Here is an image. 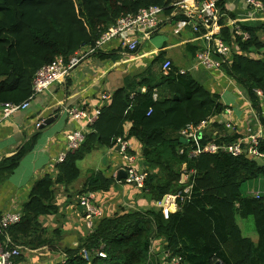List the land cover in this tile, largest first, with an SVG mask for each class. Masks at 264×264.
Segmentation results:
<instances>
[{
    "label": "trees",
    "instance_id": "1",
    "mask_svg": "<svg viewBox=\"0 0 264 264\" xmlns=\"http://www.w3.org/2000/svg\"><path fill=\"white\" fill-rule=\"evenodd\" d=\"M181 0H0V103L24 102L31 98L32 82L37 70L59 56L66 62L78 51L95 46L100 36L120 16L135 13L150 5L164 6L171 13ZM264 4V0H260ZM231 17L236 14L229 12ZM224 19L221 20L223 24ZM250 38L237 35L239 53L227 67L228 74L246 89L259 120L264 125V31L263 23H243ZM231 42V30L222 26L220 33ZM196 54L200 46L189 45ZM262 53L261 57L251 54ZM100 58H114L110 51L96 50ZM248 54V55H247ZM164 53L156 59L163 65ZM250 55V56H249ZM153 64V63H152ZM161 65V66H162ZM148 69L128 76L109 102L102 107L98 120L79 149L70 152L58 163L54 178L46 174L38 179L22 208V218L9 227L14 243L38 248L48 246L61 252L63 259L50 264H159L163 256L171 262L181 256L180 264H264V164L247 155L202 153L189 158L180 148L179 131L188 123H199L222 113L225 105L220 95L210 91L188 71L181 72L171 65L167 74L158 78ZM146 86V90L142 87ZM166 88L169 95L154 99V89ZM131 124L129 129L126 126ZM216 136L206 135L199 142L210 140L235 141L245 133L214 123ZM225 132V135H221ZM246 135V136H245ZM135 137L142 145L141 153L147 178L142 192L151 200L166 194L183 193L193 184L191 197L182 209L164 212L157 206L146 209L120 207L97 221L93 232L82 237L76 247L56 246L54 235L62 228L49 229L41 217L57 214V186H69L81 175L79 161L95 149H115L118 137ZM33 135L18 151L0 162V177L4 179L34 147ZM259 150L264 153V136ZM190 146V145H189ZM131 152L135 153L134 149ZM195 173L188 182H181L184 165ZM124 182V179H122ZM256 181L259 187L248 188ZM117 179L100 170H90L78 195L108 191ZM260 191V196H254ZM253 217L257 238L247 236L239 220ZM250 221V220H249ZM5 242V236L0 235ZM155 241L160 245L153 252ZM83 247L91 250V260L82 254ZM173 252L165 257L164 250ZM106 256L98 255V251ZM24 254L16 257L20 264Z\"/></svg>",
    "mask_w": 264,
    "mask_h": 264
},
{
    "label": "crops",
    "instance_id": "2",
    "mask_svg": "<svg viewBox=\"0 0 264 264\" xmlns=\"http://www.w3.org/2000/svg\"><path fill=\"white\" fill-rule=\"evenodd\" d=\"M233 5L234 0H228L230 10ZM186 26L183 22H178L176 29L173 26H166L144 40L138 50L133 52L118 46L116 41L111 42L102 50L113 52L116 57L100 58L93 53L88 54L71 68L63 82H57L37 94L30 101L28 108L4 117V110L0 107V162L4 157L15 154L24 143L37 134L34 147L22 158L20 164L4 179L0 177V213L22 209L38 179L46 174H51L54 178L58 175L57 157L67 147V134L79 126L68 117L65 107L72 105L88 109L103 107L117 88L124 85L128 76L139 74L149 66L158 78L165 74L163 65L159 60L156 61L163 53L165 61L170 60L171 65L188 71L210 91L218 93L220 101L233 109L230 118L234 129L230 128L231 131L238 130L241 134L247 135V128L254 125L256 117L246 89L230 77L226 70L215 69L209 72L194 67L196 54L191 52L189 45L200 46L201 50L205 46V39L202 34L194 33L189 25L187 26L189 29ZM261 36L264 39V31L261 32ZM146 88L143 86L142 90ZM158 90L160 95H169L166 88ZM49 118L52 120L45 123ZM38 123L41 124L38 126ZM130 126L131 124H128L126 129ZM220 134L225 135V132ZM129 140L139 156L141 143L135 137ZM90 153L98 154L94 160V170L103 171L107 176H114L117 179L118 172L123 166V159L117 147L99 148ZM138 165L145 167L142 157L138 160ZM88 175L89 173L81 179L78 178L69 186L58 185L56 204L59 206V212L41 217L42 223L49 229L62 228L61 234L54 235L55 245L60 248L76 247L81 244L82 237L89 234L83 217V208L77 199L78 190ZM262 178L264 180V175ZM127 185L125 181L117 180L116 185L110 190L97 192V201L105 215L112 214L120 207L132 209L125 206L124 198L119 197V194L122 193V189L130 193L133 189L138 192L142 189L134 186L130 188ZM133 209L138 208L134 206ZM20 245L24 247L22 253L24 258L20 264H50L56 257H59L58 260L61 259L62 251L54 252L48 246L32 248Z\"/></svg>",
    "mask_w": 264,
    "mask_h": 264
},
{
    "label": "built area",
    "instance_id": "3",
    "mask_svg": "<svg viewBox=\"0 0 264 264\" xmlns=\"http://www.w3.org/2000/svg\"><path fill=\"white\" fill-rule=\"evenodd\" d=\"M229 12L236 14V16L231 17ZM222 19H224L223 24L221 23ZM178 22L189 25L194 33L202 34L205 39V46L196 53L194 67L209 72L215 69H222L227 72V67L233 62V56L240 51L236 36L241 35L243 39H248L251 36L248 31L242 29L243 23H263L264 4L260 0H234L233 8L230 10L228 0H181L175 4L171 13H167L164 6L150 5L140 8L135 13L120 16L100 36L94 47H85L84 51L81 49L68 62L63 56H59L52 63L40 67L33 78V93L30 99L19 103H0V107L4 110V117L28 108L30 101L37 94L57 82H63L71 68L79 64L86 55L103 49L105 45L114 41L117 42L118 46L131 52L137 51L142 42L149 39L155 32L166 26H173L176 29ZM222 26L230 28L231 42H226L221 36H217ZM251 55L261 57L262 53ZM170 67L171 61L166 60L163 64L165 74L168 73ZM181 72L186 71L181 70ZM256 91L264 99L262 90L256 89ZM159 96V90L154 89V99L157 100ZM65 110L68 117L78 123L79 126L67 134V147L58 155L57 164L63 162L70 152L79 149L87 134L92 130L94 123L98 120L102 107L88 109L72 105L65 107ZM232 113L233 109L226 106L224 111L216 116H210L197 124L188 123L179 131V135L188 140L187 145L180 148V152L187 153L189 158H196L202 153H226L233 156L248 155L250 153L264 159V153L258 148L259 139L264 136V125L259 120L255 109L256 122L247 128L248 135L246 137H240L235 141L222 139L220 141L210 140L204 144L199 142L203 137L208 136V131L211 130L212 134L215 132V122L228 129H234L230 118ZM117 144L120 146L118 151L123 159L122 168L127 171V177L124 181L131 186L143 189L148 173L145 167L138 165L140 158L137 153L131 152L134 149L133 144L123 136L118 137ZM186 166L185 164L181 182H189L195 173L194 169L187 170ZM192 187V182H189L183 193L166 194L160 200H154V205L163 209L165 213L182 209L181 203L191 197ZM253 193L256 197L260 196V191ZM77 199L79 205L83 208L87 230L91 233L97 221L105 216V211L97 201V192L78 195ZM21 218L22 209L0 213V235L5 236V242L0 238V264H14L16 257L23 253L24 247L14 243L8 232L9 227L19 222ZM152 249L154 251V247ZM82 254L86 259H89L87 248L82 249ZM172 254V251L164 250L166 258L171 257ZM181 260V256H173L170 264H180Z\"/></svg>",
    "mask_w": 264,
    "mask_h": 264
},
{
    "label": "rangeland",
    "instance_id": "4",
    "mask_svg": "<svg viewBox=\"0 0 264 264\" xmlns=\"http://www.w3.org/2000/svg\"><path fill=\"white\" fill-rule=\"evenodd\" d=\"M187 26H186V28L189 29ZM97 156H98L97 153H94V154L89 153L86 155V157L84 159H82L79 162V167L81 168V171H82L81 176L79 177L80 179L85 177L86 174L90 173V170H94L93 169L94 168V160ZM114 185H116V184H114ZM127 186L132 188L131 185H129V184ZM255 187H259V185L257 184L256 181L248 184L249 189H253ZM135 190L136 189H133V191H131V193L128 191H125L124 189L121 190L122 193L119 194V197L124 198V201L126 203L125 206H128L130 208L132 207V209L134 208V206H136L138 209L139 208L146 209V208L155 206L154 200L149 199L148 196L145 195L142 191L138 192ZM128 198H130V199H128ZM239 222L242 225V227H244V229H245L244 230L245 235L252 236L254 238L258 237V234L256 232V228H255V224L253 221V217H250L248 219L246 218L244 220H241V218H240ZM154 244H155L154 250L160 249V245L158 244L157 241H155ZM83 248H87V247H83ZM88 251H89V259L88 260H91V256H92L91 250L88 249ZM153 252L157 253L156 251H153V249H152V254H153ZM98 255L106 256V253L99 250ZM58 258L59 257H56V259L52 260V261L54 262V261L58 260ZM61 259H63V255H61ZM159 264H170V262L167 259H165L163 256H161V257H159Z\"/></svg>",
    "mask_w": 264,
    "mask_h": 264
},
{
    "label": "water",
    "instance_id": "5",
    "mask_svg": "<svg viewBox=\"0 0 264 264\" xmlns=\"http://www.w3.org/2000/svg\"><path fill=\"white\" fill-rule=\"evenodd\" d=\"M51 120H52V118H49V119H47L45 121V123H49ZM208 134L209 135H212L213 137H215L216 134H217V132H214L212 134V131L210 130V131H208ZM181 140L184 143H187L188 142V140L186 138H184V137H181ZM119 147L120 146H117L118 149H119ZM247 157L250 158V159H255L260 165H263L264 164V159L263 158H259V157L255 156L253 154H250V153L247 155ZM126 177H127V171L125 169H123V168L120 169V171L118 172L117 180L120 181L122 179H125Z\"/></svg>",
    "mask_w": 264,
    "mask_h": 264
}]
</instances>
